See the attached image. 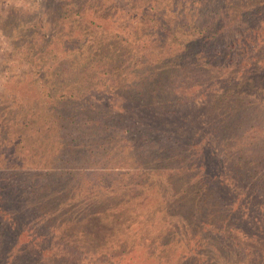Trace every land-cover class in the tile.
Returning <instances> with one entry per match:
<instances>
[{"label": "trees", "instance_id": "obj_1", "mask_svg": "<svg viewBox=\"0 0 264 264\" xmlns=\"http://www.w3.org/2000/svg\"><path fill=\"white\" fill-rule=\"evenodd\" d=\"M263 5L0 10V264H264Z\"/></svg>", "mask_w": 264, "mask_h": 264}, {"label": "rangeland", "instance_id": "obj_2", "mask_svg": "<svg viewBox=\"0 0 264 264\" xmlns=\"http://www.w3.org/2000/svg\"><path fill=\"white\" fill-rule=\"evenodd\" d=\"M36 1H43V0H36ZM10 5L11 4H9L8 0H0V10L3 11L4 14L6 13V11L8 10ZM262 8L264 10V5L262 6ZM14 46H15L14 41L10 37L5 35L4 32H2L0 29V60H1L2 54L11 51L14 48ZM245 63H246V61H240L239 66L232 68L230 72L226 71V70L223 71L222 73L218 72V73L214 74V77L217 78L218 80L223 79V80H225V82L227 80H231V79H233L235 82H237L238 80L241 82L244 77H240L239 76L240 74H245V76L252 75V74H250L251 73V71H250L251 67L248 65H245ZM0 69L2 70V67H0ZM215 72L216 71H213V73H215ZM4 76L5 75H1V73H0V91L3 90L5 87L4 86V79H5ZM226 90H229V87H226ZM240 220H242L243 222L246 223L245 214L242 215ZM181 224H183V223H181ZM131 226H132L131 231L137 234L138 233L136 231L137 228H134V226L138 227L139 223L138 222H136V224L133 223ZM244 227H245V224L242 226V228H244ZM157 233L158 232L143 236L144 244H145L147 250L143 254H141L139 252V255L142 256V258L148 253L149 250L150 251L153 250L154 246L157 243V239L152 240L151 237L155 238L157 236ZM175 238H176V241H174L175 247L173 249L176 250L177 248H179L180 251L184 253V252H186V249L187 248L189 249V247L191 246V242L186 239V236H182L180 234L178 236H175ZM133 239H135V237L131 236V240H133ZM129 241H130V239H128L127 242L125 243V248L123 249L124 252L131 250V248H133V246L129 247ZM175 250H173V252H175ZM136 251H139V250H136ZM124 261H125L124 264H141L142 263V261L140 259H133L131 261H127L124 258Z\"/></svg>", "mask_w": 264, "mask_h": 264}, {"label": "clouds", "instance_id": "obj_3", "mask_svg": "<svg viewBox=\"0 0 264 264\" xmlns=\"http://www.w3.org/2000/svg\"><path fill=\"white\" fill-rule=\"evenodd\" d=\"M9 4L19 8L23 4V0H8Z\"/></svg>", "mask_w": 264, "mask_h": 264}]
</instances>
